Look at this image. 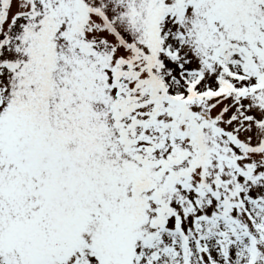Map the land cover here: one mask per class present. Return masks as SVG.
<instances>
[{
    "label": "snow or ice",
    "instance_id": "6c2138e0",
    "mask_svg": "<svg viewBox=\"0 0 264 264\" xmlns=\"http://www.w3.org/2000/svg\"><path fill=\"white\" fill-rule=\"evenodd\" d=\"M0 264H264V0H0Z\"/></svg>",
    "mask_w": 264,
    "mask_h": 264
}]
</instances>
